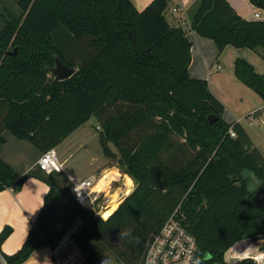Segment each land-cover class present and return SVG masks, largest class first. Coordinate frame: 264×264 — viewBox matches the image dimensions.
Here are the masks:
<instances>
[{
    "label": "trees",
    "instance_id": "trees-1",
    "mask_svg": "<svg viewBox=\"0 0 264 264\" xmlns=\"http://www.w3.org/2000/svg\"><path fill=\"white\" fill-rule=\"evenodd\" d=\"M249 1L264 10V0ZM17 3L20 14H8L0 32V133L9 130L44 153L94 116L118 149L105 144L104 153L136 185L105 218L76 200L65 172L36 166L21 174L0 158V191H19L29 178L49 186L19 250L3 253L12 228L0 233V264L55 249L78 219L72 238L84 264H100L106 250L122 264H144L153 234L177 209L201 264H257L251 257L230 263L225 255L247 239L264 251V154L240 122L225 120L208 80L190 76L192 41L167 20L168 0L142 11L131 0ZM189 14L191 28L220 53L232 45L264 56V20L244 18L228 0H197ZM56 57L76 73L56 78ZM235 74L264 100V74L251 62L237 58Z\"/></svg>",
    "mask_w": 264,
    "mask_h": 264
},
{
    "label": "crops",
    "instance_id": "crops-1",
    "mask_svg": "<svg viewBox=\"0 0 264 264\" xmlns=\"http://www.w3.org/2000/svg\"><path fill=\"white\" fill-rule=\"evenodd\" d=\"M131 1L138 10L142 11L153 0ZM196 1L168 0V6L165 10V16L169 23L172 26L182 27L192 41L190 76L208 80L211 91L225 105L223 115L225 120L240 122L254 145L256 143V147L264 154V144L257 142L252 132L253 128L258 129L259 124L257 122L264 115V100L257 92L239 80L235 74V60L237 58L248 60L259 73L264 74L263 52L262 50L256 51L250 48H237L228 45L220 53L213 39L203 37L191 28L189 13ZM228 1L244 18L264 20V10L257 8L249 0ZM175 8L177 9L175 10ZM255 13H259L260 16L256 17ZM218 65L221 66L220 69H217ZM63 142L57 147H60ZM33 147L36 148L30 141L18 139L9 130L0 133V158L11 164L21 174L35 168L42 155L39 149ZM31 149L35 153L33 159L31 158ZM61 161L65 167L68 157L61 159ZM65 170L69 176L73 177L66 167ZM94 174L98 175V173ZM131 179L133 180L132 177ZM133 182L135 183L134 180ZM48 190L49 186L44 181L38 178H29L19 191L12 187L0 191V233L6 226L12 228L11 234L1 245L3 253L13 254L21 248L43 206L44 197ZM125 198L126 196L121 199L124 200ZM79 222L81 220L77 221L76 227L79 226ZM70 237V235L65 236L55 249L49 246L38 248L22 264H74L77 260L76 257L79 256V251L67 252L71 242L69 240L72 239L73 244H75L73 238ZM256 245L251 240H241L226 252L225 257L227 260L228 256L231 260H238L241 258L242 252L248 251L254 254L257 252Z\"/></svg>",
    "mask_w": 264,
    "mask_h": 264
},
{
    "label": "rangeland",
    "instance_id": "rangeland-1",
    "mask_svg": "<svg viewBox=\"0 0 264 264\" xmlns=\"http://www.w3.org/2000/svg\"><path fill=\"white\" fill-rule=\"evenodd\" d=\"M17 1L18 0H0V32L5 27V20L8 18V14H20V9ZM10 51H12V49L9 47L7 52ZM14 51H16L17 53V47L14 48ZM257 123L259 124L258 129L253 128L252 132L257 142H261L262 144H264V115ZM102 130L103 128L101 126V122L93 116L78 129H76L60 147L56 148L60 160L68 157V161L66 162L65 167L76 179L85 178L92 173H98V175H96L103 178L104 172L105 174L110 171L117 172V175H115V177L110 180L108 187L105 186L106 189L102 190L103 192L101 194L99 207L102 206L103 216L104 211L106 212V210L108 209L107 206L110 205L113 200H115L118 204L116 207L117 209L123 200L121 198L129 195L134 190L136 184L133 182L131 177L126 176L128 175L127 173L120 169L117 160L104 153V146L102 143ZM105 144H107L113 152L118 153L117 147L111 141L108 142L107 140H105ZM255 146H257L256 143ZM34 157L35 153L32 150L31 158L33 159ZM63 214V211H59L58 215L62 217ZM77 221L73 226L69 228V231L65 236L70 235V238L73 237L74 233H76V231L82 224V222H79V226L76 227ZM69 241L71 242L68 246L69 250L67 252H74L75 250L79 251V256L76 257L77 260L76 262H74V264H84V252L75 242V244H73L72 239H70ZM242 245H244V243H242ZM256 246V253L261 252L262 250L259 245L257 244ZM256 253L251 254L250 252L246 251L242 252L240 257L245 258L249 257L250 255H255ZM101 257V264H122L121 262L116 260L108 250L102 251ZM228 261L232 263L235 260H231L228 256Z\"/></svg>",
    "mask_w": 264,
    "mask_h": 264
},
{
    "label": "built area",
    "instance_id": "built-area-1",
    "mask_svg": "<svg viewBox=\"0 0 264 264\" xmlns=\"http://www.w3.org/2000/svg\"><path fill=\"white\" fill-rule=\"evenodd\" d=\"M176 9L177 8H175V10ZM255 16L259 17L260 14L255 13ZM220 68L221 66L218 65L217 69ZM230 135L232 137L236 136V132L233 128L230 129ZM37 166L47 173H66L64 164L59 158L57 148H51L42 153L37 161ZM69 177L73 182L72 188L76 200L85 208L102 214V206L99 207V204L103 191L95 189V186L101 177L96 174L79 179L71 176ZM108 207L109 205L107 208ZM183 220V216L179 215L177 209L167 220L162 229L153 234L151 244L145 254L144 264H193L197 249V241L195 236L185 227ZM249 257H251L257 264H264L263 250L255 255H250ZM0 259L4 262L1 253Z\"/></svg>",
    "mask_w": 264,
    "mask_h": 264
},
{
    "label": "water",
    "instance_id": "water-1",
    "mask_svg": "<svg viewBox=\"0 0 264 264\" xmlns=\"http://www.w3.org/2000/svg\"><path fill=\"white\" fill-rule=\"evenodd\" d=\"M7 54L16 55V51H10L7 52ZM76 71H77L76 67L68 65L64 63L59 57H56V63L52 67V73L56 76V78H58L59 80L68 79L72 77L76 73ZM209 120L211 122H214L215 117L213 115H210ZM105 140H106L105 135L102 134V143L104 147H105Z\"/></svg>",
    "mask_w": 264,
    "mask_h": 264
},
{
    "label": "bare ground",
    "instance_id": "bare-ground-1",
    "mask_svg": "<svg viewBox=\"0 0 264 264\" xmlns=\"http://www.w3.org/2000/svg\"><path fill=\"white\" fill-rule=\"evenodd\" d=\"M115 175H117L116 171H110L104 174L103 178L98 181L97 185L95 186V189L100 191L106 189V187H108L110 183V180L114 178ZM117 205H118L117 202L113 200L109 205L108 209L106 210V212L104 211V217H109L110 215H112V213H114V211L116 210Z\"/></svg>",
    "mask_w": 264,
    "mask_h": 264
},
{
    "label": "clouds",
    "instance_id": "clouds-1",
    "mask_svg": "<svg viewBox=\"0 0 264 264\" xmlns=\"http://www.w3.org/2000/svg\"><path fill=\"white\" fill-rule=\"evenodd\" d=\"M126 235V234H124ZM100 264H101V261H100ZM193 264H201V261L199 258H196L194 261H193Z\"/></svg>",
    "mask_w": 264,
    "mask_h": 264
}]
</instances>
